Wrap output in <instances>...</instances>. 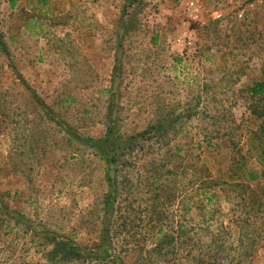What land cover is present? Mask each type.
<instances>
[{
	"label": "rangeland",
	"instance_id": "1",
	"mask_svg": "<svg viewBox=\"0 0 264 264\" xmlns=\"http://www.w3.org/2000/svg\"><path fill=\"white\" fill-rule=\"evenodd\" d=\"M78 1L132 65L118 103L0 40V264H264V0Z\"/></svg>",
	"mask_w": 264,
	"mask_h": 264
},
{
	"label": "crops",
	"instance_id": "2",
	"mask_svg": "<svg viewBox=\"0 0 264 264\" xmlns=\"http://www.w3.org/2000/svg\"><path fill=\"white\" fill-rule=\"evenodd\" d=\"M70 1L71 4L79 2ZM56 2L0 0V34L9 52L15 56L17 64L15 62L14 66L32 79L30 83L48 85L51 89L54 84L84 85L85 91L93 92V86L106 83L102 70L112 64L111 82L116 87L106 92L111 93L110 99L120 103L121 96L116 92L121 78L120 70L132 65V61L125 60L130 52L118 46L124 32L116 30L117 47L109 52L102 29L108 22L106 12L96 14L93 10L89 13L85 11L86 7H83V12L74 8L66 19L60 11L58 14ZM92 22L101 31H97ZM53 94H56L55 90L51 92V100ZM119 110L120 106H117L116 114Z\"/></svg>",
	"mask_w": 264,
	"mask_h": 264
},
{
	"label": "trees",
	"instance_id": "3",
	"mask_svg": "<svg viewBox=\"0 0 264 264\" xmlns=\"http://www.w3.org/2000/svg\"><path fill=\"white\" fill-rule=\"evenodd\" d=\"M0 40L3 42L4 47L6 48V54H9V50L7 49V44L4 41V37L0 34ZM251 91L256 95H263L264 94V79L263 81L257 83L254 85V87L251 89Z\"/></svg>",
	"mask_w": 264,
	"mask_h": 264
},
{
	"label": "built area",
	"instance_id": "4",
	"mask_svg": "<svg viewBox=\"0 0 264 264\" xmlns=\"http://www.w3.org/2000/svg\"><path fill=\"white\" fill-rule=\"evenodd\" d=\"M219 17V16H218Z\"/></svg>",
	"mask_w": 264,
	"mask_h": 264
}]
</instances>
